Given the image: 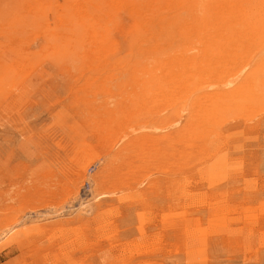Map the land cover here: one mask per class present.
Segmentation results:
<instances>
[{
	"label": "rangeland",
	"instance_id": "374dc122",
	"mask_svg": "<svg viewBox=\"0 0 264 264\" xmlns=\"http://www.w3.org/2000/svg\"><path fill=\"white\" fill-rule=\"evenodd\" d=\"M0 10V264H264V104L196 136L197 108L171 104L166 76L117 71L121 34L112 55L64 54L70 0ZM259 47L209 61L226 77L200 94L243 79Z\"/></svg>",
	"mask_w": 264,
	"mask_h": 264
},
{
	"label": "bare ground",
	"instance_id": "6f19581e",
	"mask_svg": "<svg viewBox=\"0 0 264 264\" xmlns=\"http://www.w3.org/2000/svg\"><path fill=\"white\" fill-rule=\"evenodd\" d=\"M4 11L0 17H6ZM69 14L76 30L64 54L112 55L119 45L115 34H121L126 53L114 62L117 71L134 76L137 85L150 83L145 78L155 73L166 76L171 104L177 96L182 106L197 108L196 136L217 134L208 122L224 109L264 104V55L230 89L202 95L199 82L206 77L221 83L226 77L225 68H209V61L237 63L246 58L242 51L261 52L264 0H70ZM190 50L195 53L188 55ZM191 78L197 82L192 87Z\"/></svg>",
	"mask_w": 264,
	"mask_h": 264
}]
</instances>
